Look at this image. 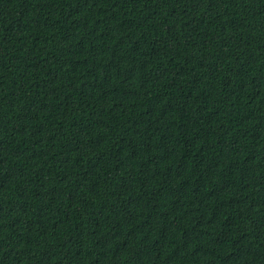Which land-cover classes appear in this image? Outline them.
Masks as SVG:
<instances>
[{"label":"trees","instance_id":"obj_1","mask_svg":"<svg viewBox=\"0 0 264 264\" xmlns=\"http://www.w3.org/2000/svg\"><path fill=\"white\" fill-rule=\"evenodd\" d=\"M0 264H264V0H0Z\"/></svg>","mask_w":264,"mask_h":264}]
</instances>
